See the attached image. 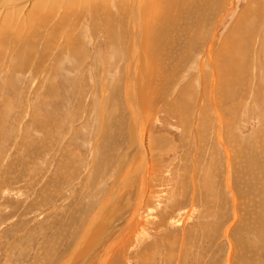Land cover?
Segmentation results:
<instances>
[{
	"label": "rangeland",
	"instance_id": "1",
	"mask_svg": "<svg viewBox=\"0 0 264 264\" xmlns=\"http://www.w3.org/2000/svg\"><path fill=\"white\" fill-rule=\"evenodd\" d=\"M192 1L132 91L119 0H0V264H264V0Z\"/></svg>",
	"mask_w": 264,
	"mask_h": 264
},
{
	"label": "bare ground",
	"instance_id": "2",
	"mask_svg": "<svg viewBox=\"0 0 264 264\" xmlns=\"http://www.w3.org/2000/svg\"><path fill=\"white\" fill-rule=\"evenodd\" d=\"M58 1V0H57ZM95 1V0H94ZM97 1V0H96ZM105 1V0H104ZM209 1V9L213 6V4H223L224 0H207ZM53 2V1H51ZM55 2V1H54ZM100 2V1H99ZM119 7L121 8L120 10V16H119V21L123 22L125 20L128 21V26L129 29L128 31H130V36H131V41L132 44L127 47V51L129 52L130 56H131V64H129L128 66V73H127V79H128V83L126 84V89H133V87H135V84L137 82V78H136V82L135 78L133 77L134 74L131 75V65L135 64L136 58H137V54L140 52L142 54L146 53V50L148 52H150L149 54V58L152 55V48L159 42V40L161 39V37L165 36V35H169L170 33H175L179 30L182 31L181 34V40L182 38L186 39L189 42V52H191V54L193 53L194 55H198L199 53H196V48H197V33L196 30L191 31L188 28L184 27L181 25L182 23V18H184L190 11L192 12V14H194L195 12V8L193 7V1L192 0H119ZM85 4H92V0H85L84 2ZM212 3V5H211ZM41 4V3H39ZM105 4V3H104ZM205 4V3H204ZM68 5V4H66ZM65 5V6H66ZM100 6V5H99ZM102 6V5H101ZM104 6V5H103ZM102 6V7H103ZM82 7V6H81ZM92 7H94L92 5ZM107 7V6H105ZM207 7V6H206ZM104 8V7H103ZM217 8V7H216ZM84 9V8H83ZM215 9V8H213ZM85 10V9H84ZM108 10V9H107ZM208 10V9H207ZM209 11V10H208ZM207 11V12H208ZM107 12V11H106ZM191 14V15H192ZM208 14V13H207ZM211 15V13H210ZM64 16V15H63ZM108 16V13H107ZM212 16V15H211ZM66 17V16H65ZM127 25V24H126ZM121 26V25H120ZM122 28L125 29L124 24L122 25ZM113 29V28H112ZM115 31V30H114ZM122 31V30H121ZM208 34H210V30L208 32ZM145 35V38H144ZM211 35V34H210ZM129 36V35H128ZM128 38V37H127ZM169 38V37H168ZM130 39V38H129ZM140 41H143L142 44L140 43ZM177 41V40H175ZM173 41V42H175ZM193 42V43H192ZM129 43V42H128ZM165 43V40H164ZM183 43H185V41H183ZM171 44V43H170ZM174 44V43H173ZM129 45V44H128ZM141 45V47H140ZM209 45V44H208ZM212 45V44H211ZM177 46V45H176ZM150 47V48H149ZM159 47H162V51L161 52H166V55H168L169 57L174 56L175 51L171 48L168 47L167 49L164 47V44L161 43V45ZM209 47V46H208ZM214 47V46H213ZM263 48V47H262ZM146 49V50H145ZM208 49V48H207ZM210 49V48H209ZM208 49V50H209ZM141 50V51H140ZM206 50V48H205ZM208 50H206L205 55H208ZM211 50V49H210ZM126 51V52H127ZM184 53H186V51L183 50ZM212 52V51H211ZM196 53V54H195ZM160 54V53H159ZM158 54V56H159ZM183 54V53H182ZM190 54V55H191ZM180 55V54H179ZM211 55V54H210ZM209 55V56H210ZM161 56V55H160ZM183 56V55H182ZM182 56L180 57V59L182 60ZM185 57V56H184ZM141 58V57H139ZM161 59L160 61H158V64H163L164 61H166L167 63L169 61L172 62V60L174 59ZM179 59V60H180ZM150 61V60H148ZM205 61V60H204ZM197 62V61H196ZM140 63V62H139ZM144 63V61H143ZM149 66L150 65V62ZM207 63V62H206ZM209 63V62H208ZM146 65V64H145ZM224 71V70H223ZM130 73V74H129ZM210 73V72H209ZM136 76V74L134 75ZM145 77V76H144ZM134 78V81H132ZM140 79V78H138ZM230 84V83H229ZM161 89V88H160ZM133 91V90H132ZM160 92V91H159ZM183 92V91H182ZM185 93V92H183ZM156 95V94H155ZM153 95V96H155ZM158 95V93H157ZM129 96L132 98L133 96L131 94H128V99ZM144 96V95H143ZM183 97H185L184 95H182ZM182 96L180 94V96H178V100L179 102L182 101ZM160 97V95H159ZM134 98V97H133ZM153 98H157L158 97H153ZM165 98V97H164ZM187 98V97H186ZM137 99V98H136ZM140 99V98H139ZM160 99V98H159ZM155 100V99H154ZM176 100V99H175ZM177 100V102H178ZM130 101V100H129ZM176 102V103H177ZM154 103V102H153ZM152 104V103H151ZM154 105V104H153ZM176 105V104H175ZM177 107V106H176ZM139 109V108H138ZM132 112V111H131ZM133 113V112H132ZM205 113V112H204ZM138 117L136 118V124H138ZM135 124V125H136ZM132 128V127H131ZM133 129V137L136 136V138L138 136H140L142 131H137V125L135 127L132 128ZM117 131V130H116ZM117 133V132H116ZM106 134H104L103 136H105ZM134 140V139H133ZM136 142V141H135ZM106 144V143H105ZM135 144V143H134ZM225 151V150H224ZM264 175V174H263ZM143 184V183H142ZM142 186V185H141ZM264 188V187H263ZM236 200V199H235ZM135 202V201H134ZM260 212V211H259ZM132 215V214H131ZM258 215V214H257ZM263 215V214H262ZM130 217V216H129ZM133 217L134 215L131 216L129 223L133 222ZM256 219V218H255ZM132 221V222H131ZM135 221V220H134ZM263 221V219H262ZM126 227V225H124ZM128 226V225H127ZM132 226V225H131ZM128 228V227H127ZM130 228V226H129ZM128 228V229H129ZM262 229H264V226H262ZM128 231V230H127ZM264 234V232H263ZM109 249L111 248L110 245ZM108 249V247H107ZM110 251V250H108ZM108 251L106 253H108ZM110 253V252H109ZM108 255V254H107Z\"/></svg>",
	"mask_w": 264,
	"mask_h": 264
}]
</instances>
